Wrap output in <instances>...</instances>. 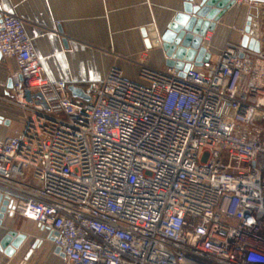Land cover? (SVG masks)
<instances>
[{
    "label": "built area",
    "instance_id": "built-area-1",
    "mask_svg": "<svg viewBox=\"0 0 264 264\" xmlns=\"http://www.w3.org/2000/svg\"><path fill=\"white\" fill-rule=\"evenodd\" d=\"M242 1L262 37L264 0ZM0 54L19 66L4 99L28 113L0 140V194L62 264H264V44L229 41L184 74L112 67L76 85L89 99L48 75L2 9Z\"/></svg>",
    "mask_w": 264,
    "mask_h": 264
},
{
    "label": "crops",
    "instance_id": "crops-1",
    "mask_svg": "<svg viewBox=\"0 0 264 264\" xmlns=\"http://www.w3.org/2000/svg\"><path fill=\"white\" fill-rule=\"evenodd\" d=\"M182 6L183 0H0V9L23 19L48 75L79 86L104 79L112 67L131 80L139 78L141 63L166 68L164 51L149 49L142 29L151 25L165 29ZM250 8L246 1L237 2L216 29L207 32L213 56L229 41L242 42L244 35L237 28L246 25ZM18 68L16 58L0 55V140L25 131L28 113L4 99ZM9 230L25 238L12 254L0 250V264H62L36 222L7 212L0 239Z\"/></svg>",
    "mask_w": 264,
    "mask_h": 264
},
{
    "label": "water",
    "instance_id": "water-1",
    "mask_svg": "<svg viewBox=\"0 0 264 264\" xmlns=\"http://www.w3.org/2000/svg\"><path fill=\"white\" fill-rule=\"evenodd\" d=\"M194 2L195 0H183L182 9L165 29L158 31L154 25L142 29L147 47L162 49L167 58V66L183 70L181 74L188 71L193 64L199 66L203 61L209 60L211 53L205 46L204 37L208 31L216 29L217 23L234 7L236 0ZM259 19V8L251 7L242 44L255 51H260L264 44V35L261 37L259 32ZM69 88L73 96L89 99L83 88L76 85H70ZM12 208L15 209V204L11 199L0 194V226L3 225L5 213ZM24 238L25 235L9 230L0 239V250L12 254L20 247ZM55 252L59 253L60 249L56 248Z\"/></svg>",
    "mask_w": 264,
    "mask_h": 264
},
{
    "label": "rangeland",
    "instance_id": "rangeland-1",
    "mask_svg": "<svg viewBox=\"0 0 264 264\" xmlns=\"http://www.w3.org/2000/svg\"><path fill=\"white\" fill-rule=\"evenodd\" d=\"M263 21H264V20H263ZM263 25H264V24H263ZM263 33H264V30H263ZM30 244H31V243H30ZM30 246H31V245H30ZM30 246H28V248H31ZM28 248H27V249H28ZM27 249H25V251H23L22 255H24V254L26 253ZM31 251H33V250H31ZM38 253H39V252H35V256L38 255Z\"/></svg>",
    "mask_w": 264,
    "mask_h": 264
}]
</instances>
